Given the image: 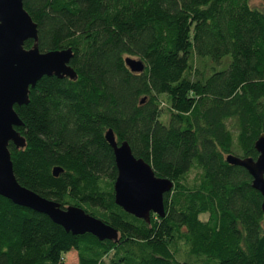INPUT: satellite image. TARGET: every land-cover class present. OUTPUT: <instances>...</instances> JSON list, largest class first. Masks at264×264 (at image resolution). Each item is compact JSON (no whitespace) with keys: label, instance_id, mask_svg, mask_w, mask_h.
Wrapping results in <instances>:
<instances>
[{"label":"trees","instance_id":"obj_1","mask_svg":"<svg viewBox=\"0 0 264 264\" xmlns=\"http://www.w3.org/2000/svg\"><path fill=\"white\" fill-rule=\"evenodd\" d=\"M259 1L23 0L40 52L71 49L76 79L43 77L14 107L25 139L8 146L15 178L118 239L72 235L0 196V264H264L262 197L226 161L255 160L264 134ZM127 58L144 71L132 73ZM108 130L173 183L164 217L147 223L115 204ZM70 253L76 262H65Z\"/></svg>","mask_w":264,"mask_h":264},{"label":"water","instance_id":"obj_2","mask_svg":"<svg viewBox=\"0 0 264 264\" xmlns=\"http://www.w3.org/2000/svg\"><path fill=\"white\" fill-rule=\"evenodd\" d=\"M33 46L25 49L26 41ZM37 25L23 7V0H0V196L13 204L46 215L53 223L72 235L90 234L99 241H117L118 232L101 220L76 207L61 209L32 191L22 187L16 180L10 143L24 148L25 139L16 130L22 122L14 107L29 103L30 89L43 77L76 79L70 66L73 57L71 49L41 53L38 47ZM125 64L134 73H142L141 61L127 58ZM105 140L113 151L117 178L114 183L115 204L126 213L146 221L151 214L164 217V195L173 188L170 180L158 178L150 165L134 157L127 142L118 143L112 130L105 134ZM258 156L238 158L228 156L229 165L241 167L252 178V188L262 197L264 213V134L254 145ZM62 171L54 169L57 177Z\"/></svg>","mask_w":264,"mask_h":264},{"label":"rangeland","instance_id":"obj_3","mask_svg":"<svg viewBox=\"0 0 264 264\" xmlns=\"http://www.w3.org/2000/svg\"><path fill=\"white\" fill-rule=\"evenodd\" d=\"M251 4L253 6H257V7H261V3L259 0H252ZM195 176L194 173H192L191 175L188 176V180L191 181V179ZM66 263H73L76 262V255L75 253H70L68 255L65 256L64 258Z\"/></svg>","mask_w":264,"mask_h":264}]
</instances>
